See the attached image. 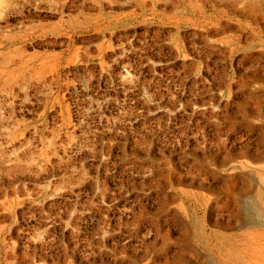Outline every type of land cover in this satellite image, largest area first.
Wrapping results in <instances>:
<instances>
[{"label":"rangeland","instance_id":"374dc122","mask_svg":"<svg viewBox=\"0 0 264 264\" xmlns=\"http://www.w3.org/2000/svg\"><path fill=\"white\" fill-rule=\"evenodd\" d=\"M0 264H264V0H0Z\"/></svg>","mask_w":264,"mask_h":264}]
</instances>
